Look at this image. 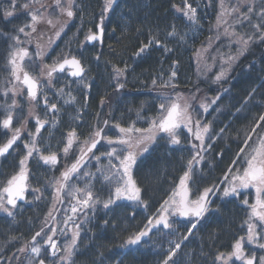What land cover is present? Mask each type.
<instances>
[{
  "label": "snow or ice",
  "instance_id": "6c2138e0",
  "mask_svg": "<svg viewBox=\"0 0 264 264\" xmlns=\"http://www.w3.org/2000/svg\"><path fill=\"white\" fill-rule=\"evenodd\" d=\"M117 0H103L102 15L100 22L97 25V30L91 29L85 34V42H103L104 37V14L113 10L114 4ZM184 7L179 8L174 5L177 10L192 24L197 23V9L193 7L188 0H183ZM10 8L3 10V15L7 19L12 17L17 7V0H9ZM247 12L240 11L239 0L237 4L233 5L230 10L223 8V0H221V12L217 17V26L228 25V20L225 17H231L233 13H237V22L242 23L243 20L251 21L253 15H256L261 23L253 25L255 33L253 35L238 34L234 30L229 31L225 27V35L235 36L239 44V51L236 56L230 55L228 57V67H231L240 55H243L253 42L254 35L261 41H264V6L259 9L255 6V0H245ZM264 4V0H262ZM30 5H38V7H31ZM55 8L58 13L57 18L53 19L52 15L47 12L49 7ZM21 8L28 11L30 21L16 29V35L10 36L12 43L9 45V52L7 57V67L10 76L7 83L10 87L3 90V95L7 97L9 93L12 95L10 104L0 105L5 112L4 118L0 119V129L5 130V133H10L6 142L0 144V157L9 153L10 149L21 141L22 133L26 131L25 125L21 127H13L14 115L13 113L19 107L15 96L17 94L16 85L20 84L27 91V102L39 103L45 108V119H41L33 109H29L28 115L34 119L35 131H28V139L22 141L25 154L19 159L18 171L12 174L2 186H0V210L6 212L9 216H13V210L17 208L18 202L25 201V194L29 191V176L30 169L28 163L34 156L38 161L51 168H55L60 162V157L57 152L51 151V145L45 144L44 148L38 142L41 139V130L48 125L50 128H56L59 120L56 119L60 114V108L56 103H49V97L44 94L43 84L53 87L52 81L58 74H67L74 78L79 87L85 90L91 88L90 83H86V73L88 71L86 65L76 55L66 53L61 57L53 60L51 64L43 63L44 56L47 54L48 48L54 42L51 36L44 39L45 32H38V25H46L54 30V35L59 38L61 33L67 27L68 20L72 19L76 12L74 7L81 10V6L76 4L75 0H53L52 5L41 2V0H29L28 3L20 5ZM66 17L67 19H60ZM242 18V19H241ZM229 27H231L229 25ZM27 29V31H26ZM36 34L35 36L33 34ZM25 37L21 40V35ZM168 36L174 37L177 35L175 26H172V31L167 33ZM182 38V37H181ZM35 43L34 56L29 53L25 44ZM152 46H159L165 52L171 51L165 44H163L155 36L151 37L148 43H143L134 54L139 57ZM207 49H200L197 52L201 56ZM30 64L35 62L39 67V75H33L25 68V60ZM99 60V57H96ZM176 63L173 62L167 79L163 78V73L154 77L151 81L153 89L157 90L158 111L155 116L142 117L141 110H137V121H145L148 124L147 128L136 127L137 121H132L128 125L121 126L119 123L115 124V129L118 130L119 135L115 138L105 134V128L109 127V121L104 120L102 124L99 119L97 124L92 126L89 135L83 140L72 129L66 134V142L64 147L60 150L65 158H68L69 153L76 145L78 155L70 165H65L64 170L61 171L59 177H53L47 182L48 186L53 189L52 206L41 222L40 230L31 236L30 241H26L22 247L17 249L18 253H29L27 264H45L42 257L43 253L48 252L50 257L54 259L57 264H74L73 257L78 248V242L81 235V223L88 222V213L95 214L97 204H101L104 209H110L111 206L117 204L118 201L126 200L132 202V205L143 209L145 212L149 208L147 200L143 199L145 189L137 182L133 175V169L137 166L138 158L149 151V146L155 144L157 138L166 140L169 145L181 144L180 131L186 129L190 134L189 143L193 155L185 165L186 170L183 175L179 177V183L171 189L170 194L164 199L155 212L146 216V222L137 231L132 232L124 240L122 247L133 248L139 246L150 238V234L154 231L159 232L162 229L168 230L169 235H176L177 229L174 223L178 218H189L187 220V230L185 234H180L178 240H169V248L164 256L161 264H177L174 257L181 249V245L189 240V237L194 235V231L198 230V226L202 221L208 218L213 212H218L219 209L212 208L213 198L219 194V198L240 197L241 193H245V198L241 201L242 206L247 209L246 219L241 225L246 229L245 235L239 236L231 245L232 251L229 253H216L213 264H228V261L235 258L241 264H264V255L257 257L256 253L246 252L245 243L257 245L260 250H264V114L258 116L255 125L251 128L250 133H246L243 141L244 146L239 149L236 158L224 172L223 176L218 179V183H213L210 186L202 189L196 188L195 191L190 186L195 183L193 178L194 169L204 162L205 156L203 153L212 148V142L219 137L211 134V124L203 123L194 115L193 101L195 100V92L191 96L185 95L183 92L176 90L177 85L174 83L177 72L175 70ZM113 81L117 90L123 89L126 80V73L128 66L125 64L123 68L116 65L112 66ZM227 70L223 69L215 76L218 82L224 78ZM46 78V79H45ZM159 81V83H158ZM70 88V85H68ZM198 92L199 89H196ZM227 91V90H224ZM253 88L249 93V98L255 93ZM59 97H67L63 100L65 105L76 102V97L72 92L66 91L65 88L56 89ZM220 99L217 95L211 100V104H216ZM87 99L85 98V104ZM101 100V106L104 105ZM203 113H207L210 105L208 103H201L198 105ZM82 109H77V119ZM52 116L51 120L47 119ZM18 121L21 119L19 115L15 117ZM257 129H261L253 139V134L257 133ZM224 129H220L223 133ZM206 140L209 141L206 144ZM109 146V151L96 155L93 151L101 142ZM249 141L252 144L249 145ZM247 149V151H246ZM47 151L48 154H45ZM91 154V155H90ZM243 154V155H241ZM222 155V153H221ZM89 158L94 159L98 164L101 159H107L106 166L98 167L95 173L83 172L81 170L86 167ZM97 176L102 178V181L109 186V195L106 200H101L94 194L93 184L87 183L84 188L70 184V181L75 177L77 179L84 177L88 181L94 180ZM254 191V199L250 203L247 198V192ZM35 199L39 200L41 190L39 188L31 189ZM65 196L69 198L68 208L63 210L62 218L57 219V214L65 203ZM83 214L84 220L77 222L78 217ZM135 213H132V218ZM108 224V220L104 221ZM51 225V226H50ZM63 225V227H60ZM71 225V227H69ZM59 235L67 236L70 232V240L62 246H58L55 237ZM47 230V231H46ZM39 238V239H38ZM12 239H18L12 237ZM58 253H62L58 255ZM13 257L19 260L16 253ZM119 264V261L116 262Z\"/></svg>",
  "mask_w": 264,
  "mask_h": 264
},
{
  "label": "trees",
  "instance_id": "16d2710c",
  "mask_svg": "<svg viewBox=\"0 0 264 264\" xmlns=\"http://www.w3.org/2000/svg\"><path fill=\"white\" fill-rule=\"evenodd\" d=\"M180 1L146 0L143 3L142 0H118L107 18H104L105 35L102 45L89 46L85 43L81 46L84 39L81 38L83 32L78 33L80 37L77 38L75 34L78 30L74 28L75 26L68 27L64 38L50 54L54 60L66 53L76 55L88 69L86 76L91 84L88 96L91 117L84 135L91 132L92 126L97 124L98 119L101 124L104 120H108L110 125L119 123L126 127L128 123L137 121V110H141L142 117L157 114L160 101L157 99V90L153 89L151 81L161 73L163 78L167 79L169 73L159 69L162 62L157 58L147 55L137 57L134 54L141 44L148 43L152 33L159 29L166 30L170 26L171 19L174 18L172 14L174 5ZM76 4L81 6V10L77 9L78 25L81 26V31L93 28L95 25L92 23L93 15L95 13L94 17L98 22V18L102 15L103 0H77ZM255 6L259 9L264 4L262 0H255ZM2 7L0 3V105H5L10 104L13 98L11 93L7 97L3 95V90L10 87L7 83L10 76L7 68L9 52L7 38L28 19L23 10H17L15 16L6 19L3 16ZM246 12L247 9H244L243 13ZM89 15H92L91 19L88 18ZM242 23H244V35L247 36L255 33L253 25L261 21L253 15L250 22L243 20ZM243 32L240 29V33L243 34ZM258 35V33L254 35L248 50L231 63L230 68L227 62L228 57L238 54L239 50L229 49L227 52L226 48H222L220 52H216V47L214 49L216 55L212 60L213 68L209 74L204 75L202 70L200 72L192 70L189 76H180L178 82H175L176 90L186 93L195 92L197 95L206 94L208 97H213L224 89L227 90L207 113H203L199 107L196 109V114L202 122L211 124V134L215 137L219 133V137L212 142V148L205 154V160L200 168L194 169L195 183L190 182L194 191L196 188L202 189L218 183V179L232 165L239 149L244 146L246 133L251 132L258 116L264 114V80H261L264 76V41L257 39ZM225 51L227 53L224 54ZM96 57H99V60ZM169 60L170 58L164 63ZM125 64L128 66V72L126 80L121 81L125 83V87L117 90L113 81L112 66L123 68ZM222 68L227 70V79L217 82L215 76ZM29 69L33 73L39 71L35 63ZM256 85L255 93L247 99V95ZM196 89L199 91L197 92ZM46 95L50 97L49 94ZM101 100L105 102L103 106H101ZM49 101L51 102V98ZM242 101L245 102L242 108L234 113ZM19 102L17 99V103ZM26 107L27 103H20L14 112L13 125L23 121L27 113ZM41 110H45L42 104L38 112L42 113ZM4 115L3 108H0V119H3ZM17 115L21 118L19 121L15 118ZM261 124L264 125V122ZM136 127L147 128L148 124L141 120L137 121ZM220 129H224V132L220 133ZM106 130L109 129L105 128ZM257 130L261 131V129ZM84 135H81V140ZM8 137L9 133L6 134L5 130L0 129V144L6 142ZM180 139L181 142L185 141V144H189L187 134L183 133ZM22 151L18 141L13 149L2 157L0 186L18 170ZM76 152V146L73 145L68 161L63 162L71 163ZM192 155L189 145L186 150L181 151L158 137L155 144L149 146V151L141 158L139 157L135 168L136 175L139 176L141 171V176L146 181L156 177L157 184L154 188L158 189V192L163 188H174L179 183V177L186 170L185 165ZM30 168L28 183L32 188L41 190L40 199H35L32 193L25 204L17 205V208L13 210V216L7 213L0 214V264H25L28 252L21 254L17 252V249L26 241H30L31 236L40 230L41 222L52 206L53 189L47 182L53 177H59L62 167L60 166L59 169V163L55 168H51L36 162L30 164ZM93 191L101 200L107 197L106 187L103 185L95 186ZM244 198L241 195L238 198L221 199L217 194L213 199L212 208H218L219 211L213 212L202 221L198 230L194 231V235L181 245V249L174 257L177 264H213L216 253L231 252L234 241L246 233V229L241 227L247 218V209L241 204ZM247 198L251 200L250 195ZM132 213H135L134 218ZM83 217L84 215L81 214L78 218L83 219ZM188 219H181L184 225H181L176 235H169L168 230L162 229L157 232L161 236L154 238L150 246L143 247L141 244L133 248H124L122 245L127 236L137 231L146 222L143 210L129 205V202L125 200L118 201L110 209H104L101 204H97L95 214L89 212L88 222L81 223L78 248L73 257L74 264H116L117 261L119 264H161L169 248L168 241L178 240L180 234L186 233ZM105 220H108L107 225L104 224ZM152 236L153 234L145 242L152 240ZM12 237L18 239H12ZM60 243L63 245L64 241L61 240ZM13 253L17 254L19 260L13 257ZM46 261L50 260L46 258ZM235 264L239 263L235 262Z\"/></svg>",
  "mask_w": 264,
  "mask_h": 264
},
{
  "label": "rangeland",
  "instance_id": "374dc122",
  "mask_svg": "<svg viewBox=\"0 0 264 264\" xmlns=\"http://www.w3.org/2000/svg\"><path fill=\"white\" fill-rule=\"evenodd\" d=\"M145 1L146 0H142L143 3ZM28 2H29V0H17V7H16L15 13L13 15V16H15V14H17L16 13L17 10L25 11V13H26L25 16L27 17L28 20L26 23H24V25L30 21V16L28 14V11L21 8L20 5H22L24 3H28ZM41 2L47 3L48 5H52L53 0H41ZM75 2L77 3V0H75ZM188 2L191 3L193 5V7H195L197 9V23L196 24L190 23L177 10V8L174 7L173 12H172L174 18L171 19L170 26L166 30L159 29L158 31H156L155 33H152V35H151V37L155 36L157 39H159L163 44H165L169 49H171V51L165 52L159 46H152L149 50H147L145 53L142 54L143 56L147 55V56H151L153 58L155 57L158 60H160V62H162V64H161V66H159V69H164L165 72H167V73L170 72V69H171V66L173 65V62H177L176 68H175V70L177 72V77H176L174 83L178 82L180 76H182V77L183 76H186V77L189 76V73H191L192 70L195 72H198V71L200 72L202 70L204 72V75L209 74L213 68L212 60L214 58L213 56L216 55L215 50H214L216 47H217L216 52H220L222 48H226L227 52L229 51V49L233 50V51L239 50V44L237 42L236 37L230 36V35H225V33H224L225 27H228L230 32L234 30L238 34H242V33H240V29L242 30V32L244 30V28H243L244 23H241V24L237 23V15H238L237 13H233L231 15V17H225V19L228 20V25H220L219 27L217 26V17L221 12V0H188ZM0 3H1V6H3L2 7L3 10L8 9V7L10 8L9 0H0ZM236 4H237V0H223V8L225 10H230V8ZM239 4H240V11L241 12H243L244 9H247V6L245 4V0H239ZM176 6H178L179 8H183L184 7L183 0H181ZM31 7H38V5H30V8ZM47 12L52 15L53 19L57 18L58 13L56 12L54 6L49 7L47 9ZM90 16H92V15H89V17H88L89 19H91ZM60 19H67V18L66 17H60ZM93 21H94V16H93ZM68 22H69V20H68ZM91 22H92V20H91ZM69 24L70 23H67V27L61 33L59 38L55 37L54 30L50 29L48 26L43 25V24L38 25V32H45L46 33V36L44 37V39L47 40V37L51 36L53 38V41H54L51 44V46L48 48L47 54L44 56L43 63L51 64L53 62L54 59H53V57H51L50 53L56 48V46H58L59 41L62 38H64V35L67 33ZM173 25L175 26L177 35L174 37H170L167 35V33L172 31ZM229 25L231 27H229ZM237 25H238V27H237ZM79 28H81L80 25H78L77 28H75V29L79 31ZM26 31H27V29H26ZM16 34L17 33L15 30L11 36L16 35ZM20 35H21V40H24L25 37L23 36V34H20ZM33 35L35 36L36 34L34 33ZM243 35H244V32H243ZM7 40H8V43L10 45L12 43V41L9 38H7ZM84 42H85V37L83 39V43L81 46H83ZM215 43H218V44L216 45ZM24 46L27 47L29 50V53L34 56L35 43L25 44ZM202 48L207 49V51L204 52L201 56H198L197 52H198V50H200ZM226 51L224 52V54L227 53ZM236 55H237V53H235L233 56H236ZM168 58H170V60L164 63V61L168 60ZM33 63H35V62H33ZM33 63L30 64L28 62V60L26 59L25 60V68L31 74L39 75V71L33 73L29 69V67H31L33 65ZM193 66H194L195 70H194V68L192 69ZM223 79H227L226 76L224 78H222L221 80H223ZM261 80H264V76H262ZM85 82L90 83L88 78L86 79ZM260 84H261V82H260ZM52 85H53V87H49V85H47L45 83V84H43V89H44V94L45 95L49 94V96H50L49 98H51V102L49 101L50 104L56 103L57 106L61 110L59 116L56 117V119L59 120V124L56 128H50L48 126V128L43 130L41 132V134H42L41 139L38 142L40 143L42 148H44L45 144H50L52 146L51 151H55V152H57V154H59V152H61L60 150L64 147V144L66 142V139H65L66 134L69 131H71L72 129H75V131L77 132V134L80 137L82 134L83 135L85 134L84 132L88 128V122L90 121V117H91L90 116L91 111H90V106H89V102H88V96L90 94L89 93L90 89L85 90L83 87H79L78 84L75 82V80L74 81L68 80L63 75L62 76L56 75L52 81ZM68 85H70V88L68 87ZM62 87L65 88L66 91L70 90L72 92V95L76 97V102L74 104L70 103V104L65 105L63 103V100L67 99V97L61 98L57 95L56 89H59ZM256 87H257V85L254 86L255 89H256ZM16 88H17V94L15 96V99L16 100L18 99L20 101L18 103V105H20V103H22V102L27 103V107H26L27 113H26L25 118L23 119L22 122H19L17 125H13L14 128L15 127H21L22 125H25V121H26V131H24L22 133V137H21V141H20V144H21L22 149H23L22 153L24 155L25 149L23 148L22 141L28 139V135H27L28 131H31V132L35 131L34 119L28 115L29 109L30 108L33 109L34 112L36 114H38L41 119L46 118L45 117V111L46 110H41L42 113H39L38 110H40L41 104L35 103V102H33V103L27 102L26 88H23V86L20 84H17ZM224 90L221 92L219 91L217 94L213 95V97H208V95H206V94L197 95L195 93L196 98L193 101L194 115L198 119H201L198 116V114H196V109H198V107H199L198 105L206 102L210 105V107H209V109H210L213 105V104H211V100L214 99L217 95H220V98L222 96H224L226 93ZM177 91L183 92L185 95H188V96L192 95V93H188V92L186 93L182 90H177ZM85 98L87 99L86 104H85ZM247 99H249V94L247 95ZM244 103L245 102L242 101V103H240L237 106V108L234 110V113H237L242 108V105ZM78 108L82 109V111L79 115V119L76 118ZM13 115H14V113H13ZM52 118H53L52 116L47 117V119H49V120H51ZM232 118L234 119V116ZM114 125L115 124H113V123H112V125L109 124V127H108L109 130L105 131L106 135L113 137V138H115L117 135H119L118 130L115 129ZM183 133L187 134L188 143H189V140L191 138L190 134L187 133L186 129H182L179 133L180 137L182 136ZM258 133H260L259 130H257V133L253 136V139H255V137ZM9 135H10V133H9ZM88 135L89 134L84 135L83 139L86 138ZM184 142H181V144L174 145V146H176L181 151H182V149L186 150L188 148V145L190 146V149H191L190 143L185 144ZM208 142L209 141L206 140V144ZM251 144H252V141H249V145H251ZM109 150H110L109 146H107L106 143L102 142V150L96 151L95 154L100 155L101 153L107 152ZM246 151H247V149H246ZM206 153L207 152L203 153V155L205 156ZM45 154H48L47 151H45ZM192 154H193V152H192ZM140 158H138V160ZM36 162H41V161H38L35 158V156L32 159H30V161L28 163V168L30 169V174H31L30 164L36 163ZM107 164H108L107 159L102 158L100 163L98 164L94 159L90 158L87 161L86 167L81 170V173H83V172L95 173L98 167L106 166ZM1 166H2V158L0 159V169H1ZM200 166H201V164L198 167L200 168ZM135 168L133 169L134 178L145 189V192H144L142 198L147 200L149 203V208L147 209L146 212L142 209L143 214L146 217V216L151 215L155 212L156 208L159 207V204L164 199H166L168 197L171 189H173V188H163V189L159 190V192L161 193L160 194L158 192V189L154 188V186H156V184H157V182H156L157 178L153 177V178L149 179L148 181H146L145 178H142L141 171L139 172V176L136 175ZM87 183L93 184V190H94L95 186L101 187V185H103L104 187H106L107 197L105 198V200L108 198L109 186L106 185L102 181V178L99 176H97L92 181H88V179L84 178V177H81L79 179L74 177L70 181V184L76 185L80 188H84L85 184H87ZM29 185H30V189L27 192L26 202L29 200V197L32 194L31 189H33L31 187V184H29ZM241 195H243L245 197V193L242 192ZM249 195L251 197V200H249V202L251 203L254 199V191L249 190L247 192V197ZM64 199H65V203H64L63 207L60 209V213L57 214L58 220L62 218L63 210L65 208H68V205H69V198L67 196H65ZM126 202H129V205H132V202H130V201H126ZM25 203H20V204H25ZM5 213L6 212L0 210V214H5ZM83 220H84V217H83V219L78 218L77 221L80 222ZM181 225H184V224L181 222V218H178L177 221L174 223V227L177 229V233L180 230ZM60 227H63V225H60ZM69 227H71V225ZM155 233L153 234L154 237L152 236V240L147 241L148 243L150 242L149 244L147 242L142 243L143 247L146 245L150 246V244L154 238H157V237L159 238L161 236L160 233H157V232H155ZM164 236H167V235H164ZM55 239H57L58 246H62L60 241L62 240L65 243L66 240H70V232L68 233L67 236H62V235H59V228H58V236L55 237ZM245 251L249 252V253L254 251L255 253L259 254L260 256L264 255V250H260L257 245H251L248 243H245ZM60 254H62V253H58V255H60ZM28 258H30L29 253L25 257V264H27ZM41 258H43L45 260V262H47V263L57 264V262L50 257L48 252L43 253ZM46 258L49 259L50 261H46ZM52 261L55 263H53ZM235 262H238L239 264H241V262L237 261L235 258H232V260L228 261V264H235Z\"/></svg>",
  "mask_w": 264,
  "mask_h": 264
},
{
  "label": "flooded vegetation",
  "instance_id": "af4514ba",
  "mask_svg": "<svg viewBox=\"0 0 264 264\" xmlns=\"http://www.w3.org/2000/svg\"><path fill=\"white\" fill-rule=\"evenodd\" d=\"M117 1H118V0H117ZM116 3H117V2H116ZM73 10L76 12V15H75L72 19H70L68 23H70L69 26L72 25V27L75 26L74 28H77V26H78V19H77V17H78L77 15H78V14H77V9L74 7ZM109 13H110V12H109ZM109 13H107V14L105 15V17H104L105 19L107 18V16L109 15ZM93 16H95V13H94ZM94 18H95V20L93 21V23H95V25H94L93 28H90L92 31H96V30H97V25H98L99 22H100V17H99L98 20H97L98 22H96V17H94ZM103 27H104V22H103ZM80 29H82V28H79V31H77V33H76V37L79 38V37H80V36H79L80 34H78V33H80V32L82 33V32H83V33L81 34V38H84V37H85V34L88 32L89 28H88L87 30L84 29V30H82V31H81ZM104 35H105V28H104ZM103 39H104V37H103ZM85 43L88 44L89 46H93V45H95V44H99V45H102V44H103V42H102V43H100V42H95V43H93V44H89L88 42H84V44H85ZM84 44H83V45H84ZM78 58H79V57H78ZM82 62H83V61H82ZM83 63H84V62H83ZM62 75H63L65 78H67L68 80H71V81H74V80H75L74 78L69 77L67 74H63V73H62V74H58V76H62ZM47 128H48V127H47ZM84 133H85V132H84ZM80 138H81V136H80ZM102 142H103V141H102ZM102 142H101L100 145L97 146V149H94V150H93L94 152H96V151H98V150H102ZM74 146H76V145L74 144ZM77 155H78V152H76V156H77ZM90 155H91V154H90ZM58 156L60 157L59 169H60V166L62 167V169L60 170V173H61V171L64 169V166H65V165H70L74 160H73L71 163H69V164H68L67 162H66V164H65L63 161H64V160H67V161H68V158H69V157H68V158H65V157L62 155L61 152H59ZM76 156H75V158H76ZM1 158H2V157H1ZM75 158H74V159H75ZM89 159H90V158H89ZM60 173H59V175H60ZM181 219H186V218H181ZM256 255H257V257L260 256V255L257 254V253H256Z\"/></svg>",
  "mask_w": 264,
  "mask_h": 264
},
{
  "label": "water",
  "instance_id": "95a60500",
  "mask_svg": "<svg viewBox=\"0 0 264 264\" xmlns=\"http://www.w3.org/2000/svg\"><path fill=\"white\" fill-rule=\"evenodd\" d=\"M89 44H93V43H95V42H88ZM48 127V125H46L45 126V128H43L42 130H41V132L43 131V130H45L46 128ZM11 150V149H10ZM9 150V151H10ZM1 158V157H0ZM25 196H26V198H25V201H21V202H18V204H20V203H25L26 202V200H27V193L25 194ZM155 233V231L152 233V234H154ZM152 234H150V236L152 235ZM147 240V239H146ZM45 264H50V263H47V262H45Z\"/></svg>",
  "mask_w": 264,
  "mask_h": 264
}]
</instances>
